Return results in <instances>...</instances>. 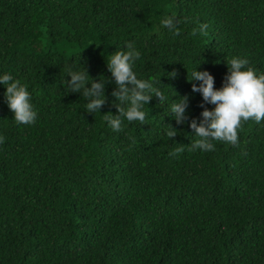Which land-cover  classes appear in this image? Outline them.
<instances>
[{
    "label": "trees",
    "instance_id": "16d2710c",
    "mask_svg": "<svg viewBox=\"0 0 264 264\" xmlns=\"http://www.w3.org/2000/svg\"><path fill=\"white\" fill-rule=\"evenodd\" d=\"M172 15L178 36L161 26ZM128 43L165 99L113 131L103 115L127 105L106 64ZM232 57L264 73V0H0V76L27 84L37 112L17 124L0 84V264H264V120L241 121L236 145L188 150L204 110L191 74L219 90ZM69 69L104 81L100 112L66 87Z\"/></svg>",
    "mask_w": 264,
    "mask_h": 264
},
{
    "label": "clouds",
    "instance_id": "9594fccd",
    "mask_svg": "<svg viewBox=\"0 0 264 264\" xmlns=\"http://www.w3.org/2000/svg\"><path fill=\"white\" fill-rule=\"evenodd\" d=\"M180 21L172 16H165L161 20V26L167 28L174 35H180L177 25ZM207 24H200L194 28L191 35H207ZM140 52L134 43H128L126 50H117L110 56L106 64L108 71L115 81V90L111 95L120 105L115 106L117 115L111 113L103 115L105 121L113 131L122 130V118L129 122L139 121L144 123L148 113L145 106L156 97L162 102L165 97L159 88L154 86L152 80L138 79L133 71L136 60L140 59ZM228 74L224 78L223 86L217 90L214 87V77L208 71H193L191 81H200L199 87L192 86L193 92L202 95L203 102L200 107L204 108L201 113L202 119L197 122L192 119L190 127L194 134L199 137L188 146L189 151L197 149L203 151H214L213 141H223L232 145L238 144V132L241 121L254 119L257 123L264 120V73H257V70L250 66L249 61L240 57H232L227 62ZM71 77L70 82H65L66 87L74 93L83 90V96L89 99L86 104V112L92 114L100 112V109L107 102L105 96V83L95 82L91 79L89 85V75L86 69L83 71L68 70ZM174 78L176 73L169 74ZM190 81V82H191ZM0 84L6 87L5 98L8 107L14 114L17 124H34L37 119V112L31 104V94L27 90L28 85L22 84L20 80L14 79L11 74L5 73L0 76ZM205 104L214 105L213 110L204 107ZM188 108V98L182 97L178 102L171 105L170 113L174 115L177 124H183L188 120L185 115ZM167 137L169 139L177 136V131L171 125L168 126ZM5 138L0 137V143H4ZM184 151V146L177 147L170 152V156H175Z\"/></svg>",
    "mask_w": 264,
    "mask_h": 264
}]
</instances>
